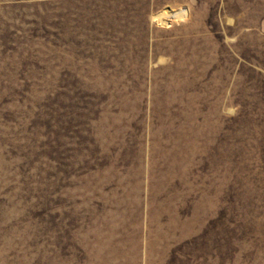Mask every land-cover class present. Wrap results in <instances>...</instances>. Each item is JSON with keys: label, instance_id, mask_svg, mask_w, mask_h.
<instances>
[{"label": "rangeland", "instance_id": "rangeland-1", "mask_svg": "<svg viewBox=\"0 0 264 264\" xmlns=\"http://www.w3.org/2000/svg\"><path fill=\"white\" fill-rule=\"evenodd\" d=\"M0 264H264V0H0Z\"/></svg>", "mask_w": 264, "mask_h": 264}]
</instances>
